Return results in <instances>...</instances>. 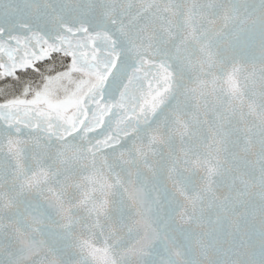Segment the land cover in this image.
<instances>
[{"label":"snow or ice","instance_id":"snow-or-ice-1","mask_svg":"<svg viewBox=\"0 0 264 264\" xmlns=\"http://www.w3.org/2000/svg\"><path fill=\"white\" fill-rule=\"evenodd\" d=\"M0 264H264V0H0Z\"/></svg>","mask_w":264,"mask_h":264}]
</instances>
